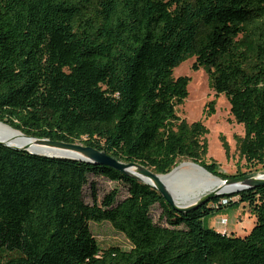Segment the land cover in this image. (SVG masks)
<instances>
[{
    "label": "trees",
    "instance_id": "obj_1",
    "mask_svg": "<svg viewBox=\"0 0 264 264\" xmlns=\"http://www.w3.org/2000/svg\"><path fill=\"white\" fill-rule=\"evenodd\" d=\"M191 57L244 125L241 156L264 170V0H0V122L160 174L189 159L229 178L206 157V125L178 114L191 78L174 71ZM96 177L115 184L102 197ZM242 204L249 233L205 225ZM105 222L128 248L101 244L92 224ZM0 264H264V185L180 212L112 167L0 143Z\"/></svg>",
    "mask_w": 264,
    "mask_h": 264
},
{
    "label": "rangeland",
    "instance_id": "obj_2",
    "mask_svg": "<svg viewBox=\"0 0 264 264\" xmlns=\"http://www.w3.org/2000/svg\"><path fill=\"white\" fill-rule=\"evenodd\" d=\"M195 57L188 58L175 68L174 76H189L188 96L178 107V114L189 123L202 121L207 127L205 135L207 141V159L215 161L220 172L227 175L245 173H263L261 166L249 167L245 158L240 154L239 138L244 137L245 127L238 123L231 114V105L225 94L216 95L210 85L205 68L194 69ZM215 101V110L210 112L209 103ZM189 159L182 160L178 165ZM177 165V166H178ZM176 166V167H177ZM175 167V168H176ZM174 168V169H175ZM243 176V175H241ZM98 194L100 197L114 187V183L104 177H96ZM90 188H86L87 200H90ZM127 194L126 188H121V196ZM238 199V197H235ZM162 207L156 204L152 208V216L159 220ZM255 224V216L245 204L239 207H225L216 216L207 217L205 225L228 234L245 235ZM94 232L103 246L118 244L128 248L130 243L124 234L115 230L110 223L92 224Z\"/></svg>",
    "mask_w": 264,
    "mask_h": 264
},
{
    "label": "water",
    "instance_id": "obj_3",
    "mask_svg": "<svg viewBox=\"0 0 264 264\" xmlns=\"http://www.w3.org/2000/svg\"><path fill=\"white\" fill-rule=\"evenodd\" d=\"M16 131H19V130H16ZM22 134L25 137L34 141L35 148H37V146H43L44 149L43 150L30 149L29 146H19V145L11 144L10 142L2 140V139H0V143L8 147L27 151L30 153L41 154V155H46V156H55V157H61V158H68V159H75V160L79 159V160H83L91 164H99V165H105V166L112 167L116 169L117 171H120L122 173L129 175L132 178H135L139 181H142L146 184L153 186L157 191L160 192V194L164 197V199L167 201L168 204H170L174 209L180 212L189 211L191 209H194L208 202L215 196L231 195V194L238 193L242 190L253 189L260 185H264V172L261 174L254 173L251 175H243V176L229 177V178L223 179L219 176L212 174L205 167L197 163L199 166L203 167L207 172H209L210 174L218 178L225 186L235 185L236 187L229 189V190L216 189L212 192L204 194L199 199L195 200L194 202L190 204L181 205L175 202L173 195L171 194L167 186L159 178L160 175H167L171 173L174 169L167 174H160V173L154 172L149 167L143 164H140L138 162L120 161L117 158L109 155L105 151L99 150L89 145H85L81 142H64V141H58V140H51L49 138L29 136L24 133ZM55 150L57 151L66 150L71 153L54 152ZM139 174H143L145 176L151 177L153 179V182L150 183V182L144 181L140 177Z\"/></svg>",
    "mask_w": 264,
    "mask_h": 264
},
{
    "label": "bare ground",
    "instance_id": "obj_4",
    "mask_svg": "<svg viewBox=\"0 0 264 264\" xmlns=\"http://www.w3.org/2000/svg\"><path fill=\"white\" fill-rule=\"evenodd\" d=\"M0 139L19 146H29L30 149H44L43 146L35 148L34 141L3 122H0ZM54 152L71 153L66 150ZM139 175L144 181L153 182L151 177ZM159 178L167 186L175 202L181 205L190 204L216 189L229 190L236 187L235 185L225 186L218 178L193 161H184L171 173L160 175Z\"/></svg>",
    "mask_w": 264,
    "mask_h": 264
}]
</instances>
